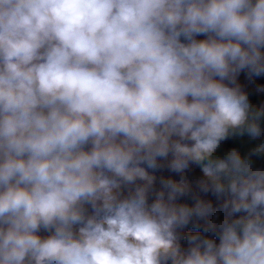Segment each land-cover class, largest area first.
I'll return each instance as SVG.
<instances>
[{"label": "clouds", "instance_id": "obj_1", "mask_svg": "<svg viewBox=\"0 0 264 264\" xmlns=\"http://www.w3.org/2000/svg\"><path fill=\"white\" fill-rule=\"evenodd\" d=\"M241 74L264 0H0V264H264Z\"/></svg>", "mask_w": 264, "mask_h": 264}, {"label": "trees", "instance_id": "obj_2", "mask_svg": "<svg viewBox=\"0 0 264 264\" xmlns=\"http://www.w3.org/2000/svg\"><path fill=\"white\" fill-rule=\"evenodd\" d=\"M205 37L203 36H198L197 39H203ZM238 83L240 84L241 88L243 91H245L248 95L249 101H251L252 103H254L255 105H257L258 107H262L264 106V77H253L252 79H248L244 74H241L238 78ZM222 145L224 146L225 149H229L233 146V143L230 140L223 142ZM260 166H264V159L260 158L255 164L254 167H260ZM161 175L164 176H169V175H174V174H170L167 171L164 172H157L156 176H157V187L159 186L158 181H159V177ZM186 175L188 176V179L194 183L196 177H198L200 175L199 169L198 168H194V170L189 171L188 173H186ZM176 179H179L178 176H175ZM205 199H212L214 204H215V200L213 197H211V195L207 196V197H203ZM179 202L181 203H188L189 205H191L193 203V201L191 199H182ZM189 231H196L195 229H192L191 227L188 228ZM38 235H40L41 237H45L48 235V233L44 232L43 230L41 232L38 233ZM210 235V234H209ZM213 239H215V237H211ZM181 245L183 247H187V243L184 240H181Z\"/></svg>", "mask_w": 264, "mask_h": 264}, {"label": "rangeland", "instance_id": "obj_3", "mask_svg": "<svg viewBox=\"0 0 264 264\" xmlns=\"http://www.w3.org/2000/svg\"><path fill=\"white\" fill-rule=\"evenodd\" d=\"M252 105L258 107L257 105H255L254 103H252L251 101H249ZM259 108V107H258ZM261 128H262V131H264V121H261ZM232 143H233V146L237 147L241 153H246L248 150H250L251 147H253L256 143H259L261 141H264V135H262L261 138H259L258 140H250L246 135L243 136V137H236V138H233L231 139ZM232 146V147H233ZM227 149L224 148L223 145H221V148L219 150V152L221 154H223L225 151H227ZM260 158H256V157H253V160H254V164L259 160ZM188 229H185V232H187Z\"/></svg>", "mask_w": 264, "mask_h": 264}, {"label": "crops", "instance_id": "obj_4", "mask_svg": "<svg viewBox=\"0 0 264 264\" xmlns=\"http://www.w3.org/2000/svg\"><path fill=\"white\" fill-rule=\"evenodd\" d=\"M189 231V230H188Z\"/></svg>", "mask_w": 264, "mask_h": 264}]
</instances>
